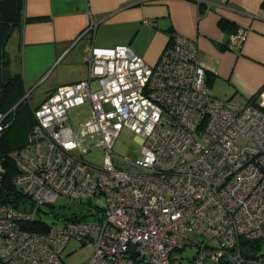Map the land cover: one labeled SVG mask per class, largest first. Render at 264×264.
<instances>
[{"label": "built area", "instance_id": "built-area-1", "mask_svg": "<svg viewBox=\"0 0 264 264\" xmlns=\"http://www.w3.org/2000/svg\"><path fill=\"white\" fill-rule=\"evenodd\" d=\"M246 39L238 27L228 46ZM86 61L87 78L33 108L28 142L13 152L0 264H67L72 241L93 248L82 264H243L242 241L264 239V104L216 96L196 40L180 33L155 65L130 45H92ZM81 107L88 117L74 126L69 110ZM125 128L140 139L135 158L113 150ZM92 147L102 164L85 158ZM60 198L87 213L48 223L43 207Z\"/></svg>", "mask_w": 264, "mask_h": 264}, {"label": "crops", "instance_id": "crops-1", "mask_svg": "<svg viewBox=\"0 0 264 264\" xmlns=\"http://www.w3.org/2000/svg\"><path fill=\"white\" fill-rule=\"evenodd\" d=\"M263 2L24 0L23 22L13 30L6 49L12 57L10 67L21 72L27 89L62 66L46 97L60 85L88 77L86 57L92 45H130L149 65H155L172 35L180 33L196 40L207 80L216 96L229 98L240 93L248 100L261 90L257 99L264 104ZM38 15L47 18L25 21L26 17ZM222 18L247 30V39L240 49L228 46L233 32L221 24ZM91 25L95 28L89 29ZM260 255L243 264H264L263 248Z\"/></svg>", "mask_w": 264, "mask_h": 264}, {"label": "trees", "instance_id": "trees-1", "mask_svg": "<svg viewBox=\"0 0 264 264\" xmlns=\"http://www.w3.org/2000/svg\"><path fill=\"white\" fill-rule=\"evenodd\" d=\"M23 4L24 0H0V112L6 114L5 129L0 133V165L4 169L0 185V203H10L13 200L9 198L10 194L17 195L13 180L20 169L13 152L28 142L29 133L36 124L34 104L30 95H27L24 78L20 71L10 68L12 57L6 49L13 30L23 22ZM45 18L47 17L43 15L29 16L25 21H39ZM221 24L229 27L232 32L238 28L224 18L221 19ZM261 92L259 90L252 99H257ZM263 243L264 239L242 241L241 251L245 260L259 258Z\"/></svg>", "mask_w": 264, "mask_h": 264}, {"label": "rangeland", "instance_id": "rangeland-1", "mask_svg": "<svg viewBox=\"0 0 264 264\" xmlns=\"http://www.w3.org/2000/svg\"><path fill=\"white\" fill-rule=\"evenodd\" d=\"M10 68L12 70L14 69L13 66H11ZM61 68L62 66H60L56 71H51L50 73L46 74L43 77L42 81L39 84H36L34 88L32 86L28 87L29 90L27 89V94L30 95V99L33 104H36L45 97V95L47 94L46 91L50 86H52L51 84H55L53 79L56 76V73ZM82 110V107L72 108L69 110V116L74 126H76L79 121L84 120L86 118L87 115L84 114ZM88 140L94 141V138L89 137ZM113 150L118 154L124 156L127 155L132 158H135L140 155V139L134 132L125 128L118 135ZM104 156L105 151L102 148L92 147L90 148L89 152L85 155V158L94 164L100 165L103 162ZM87 209L88 207L85 204H73L69 199L60 198L55 203V205H45L43 207V210L47 213L42 212V216L50 224H60L63 221L61 219H58V215L64 217L67 216V218H70L74 210L78 214H86ZM87 219L94 220V218L90 216H88ZM262 248L264 249V243L262 244ZM71 251H73V253L68 254L65 258V262L67 264H82L83 262L88 260L93 254V248L90 245L80 246L76 241L71 242L66 253ZM183 252L185 253L186 260H188V257H191V255L194 253V249L187 247L186 249H184Z\"/></svg>", "mask_w": 264, "mask_h": 264}]
</instances>
